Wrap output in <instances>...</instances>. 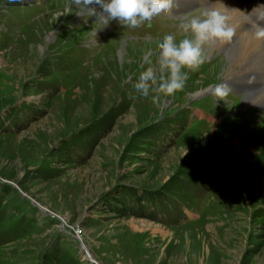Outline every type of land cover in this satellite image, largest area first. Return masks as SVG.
Returning <instances> with one entry per match:
<instances>
[{
	"label": "rangeland",
	"instance_id": "rangeland-1",
	"mask_svg": "<svg viewBox=\"0 0 264 264\" xmlns=\"http://www.w3.org/2000/svg\"><path fill=\"white\" fill-rule=\"evenodd\" d=\"M88 7L0 0V264H264V109L238 106L264 57L230 77L214 50L133 104L181 19L132 30Z\"/></svg>",
	"mask_w": 264,
	"mask_h": 264
},
{
	"label": "clouds",
	"instance_id": "clouds-1",
	"mask_svg": "<svg viewBox=\"0 0 264 264\" xmlns=\"http://www.w3.org/2000/svg\"><path fill=\"white\" fill-rule=\"evenodd\" d=\"M85 2L87 5H98L102 10V17L118 21L132 30L150 26L156 19L171 14L178 6V0ZM225 7L229 8L227 5ZM252 26L255 28V38L264 42V18L257 19ZM179 27L187 35L178 41L173 33L163 37L158 45V70L149 67L135 82L131 89L134 98H130L133 104L146 103L150 99L155 102L159 99V94L171 97L183 90L189 70L194 71L204 64L209 58V50L217 44L232 42L237 31L226 11L211 6L199 15H183ZM226 89L227 85L222 84L216 88V92L224 94Z\"/></svg>",
	"mask_w": 264,
	"mask_h": 264
},
{
	"label": "bare ground",
	"instance_id": "bare-ground-1",
	"mask_svg": "<svg viewBox=\"0 0 264 264\" xmlns=\"http://www.w3.org/2000/svg\"><path fill=\"white\" fill-rule=\"evenodd\" d=\"M239 1V0H238ZM238 1L236 0V3H238ZM243 2V3H242ZM224 3L228 5V15L231 17V23L233 24V26L237 29L236 31V36L234 38V40L230 43H225V44H217L216 46H214L212 49L209 50V54L211 52H214V50L216 52H220V55L218 58L212 59V66L215 69H220L222 67L223 69V64L225 63L226 68L225 69L227 72H229L230 77H232V75H236L235 73H238L239 70L237 69V65H234V63L237 62V64H244V63H255V60H261L264 57V42L258 41L255 38V28H253L252 22L247 18V16L245 15L244 11L246 8H251L253 7V5L257 2L254 3V0H243V1H239V6L237 4H235L233 1L231 0H224ZM254 3V4H253ZM264 1H260L254 8L255 10L259 13L261 11V13L264 15V9L260 8L263 6ZM91 6H93L92 4H90V8ZM243 6L244 9H242L241 7ZM259 8V9H258ZM199 12V11H198ZM201 12V11H200ZM197 13V12H195ZM173 14V13H172ZM161 19V18H160ZM166 21V20H165ZM173 22V21H172ZM161 23V22H160ZM144 49V46L141 45H137L133 48V50L135 51H139L141 49ZM111 52V51H110ZM109 53V52H108ZM211 55V54H210ZM211 61V60H209ZM253 61V62H252ZM259 62V61H257ZM260 64V63H259ZM257 66V78L258 80H262L264 81V64H260ZM210 65V66H211ZM253 65V64H252ZM244 67V66H243ZM251 67V65H250ZM204 69H206V71L208 72V70L210 69V67H208L206 65V67H203ZM158 70V66L156 68ZM250 72V71H249ZM212 73V72H211ZM189 75V74H188ZM244 75V74H243ZM250 76V75H249ZM189 78V77H188ZM196 78V77H195ZM239 78V76L237 77ZM241 79V78H240ZM253 79V78H250ZM227 80V83H232L231 82V78H229L227 75L226 77L222 78V81ZM248 80V79H247ZM243 81V80H242ZM198 82V79H197ZM263 83V82H262ZM195 84V83H194ZM210 84V83H209ZM208 84V85H209ZM246 85V84H245ZM243 86V85H242ZM199 88V87H198ZM202 88V87H201ZM206 88V87H205ZM240 88V87H239ZM244 88V87H243ZM246 88V87H245ZM257 88V87H256ZM204 90V89H203ZM252 91V90H251ZM235 93V92H234ZM190 94V93H189ZM192 94V93H191ZM241 95V94H240ZM238 96V95H237ZM245 96V94L243 95ZM217 97V96H216ZM227 97V96H226ZM236 97V96H235ZM234 97V98H235ZM237 99V98H235ZM239 100V99H237ZM239 103V102H238ZM245 103L247 106L251 105V104H256L257 107L260 105L262 106L264 109V87H258L256 89V92L254 93H250L248 96H245V98H243L241 100V102L238 104L241 105L240 107L242 109H244L245 107ZM246 106V107H247ZM245 107V113L246 111L248 112L247 114L251 113L250 111H253L256 113L257 108H251L250 110H246ZM194 108V107H193ZM260 108V107H259ZM196 109V108H195ZM256 109V111H255ZM223 110V108H222ZM252 112V113H254ZM260 112V111H259ZM258 113V112H257ZM256 115V114H255ZM255 117V116H254ZM247 119H250L247 115L246 117ZM252 118V117H251ZM264 118V117H263ZM254 119V118H253ZM190 120V119H189ZM250 121H253L250 119ZM220 122V121H219ZM251 123V122H250ZM220 124V123H218ZM252 128V127H251ZM250 128V129H251ZM236 143V141H235ZM234 143V145H235ZM233 145V144H232ZM233 145V147H234ZM232 147V146H231ZM231 149V148H230ZM229 149V151H230ZM151 226V225H149Z\"/></svg>",
	"mask_w": 264,
	"mask_h": 264
},
{
	"label": "trees",
	"instance_id": "trees-1",
	"mask_svg": "<svg viewBox=\"0 0 264 264\" xmlns=\"http://www.w3.org/2000/svg\"><path fill=\"white\" fill-rule=\"evenodd\" d=\"M9 238H11V237H10V236H7V237H6V239H9ZM50 264H53V263H50Z\"/></svg>",
	"mask_w": 264,
	"mask_h": 264
},
{
	"label": "water",
	"instance_id": "water-1",
	"mask_svg": "<svg viewBox=\"0 0 264 264\" xmlns=\"http://www.w3.org/2000/svg\"><path fill=\"white\" fill-rule=\"evenodd\" d=\"M258 107H260V108H263V107H262V106H260V105H259Z\"/></svg>",
	"mask_w": 264,
	"mask_h": 264
},
{
	"label": "crops",
	"instance_id": "crops-1",
	"mask_svg": "<svg viewBox=\"0 0 264 264\" xmlns=\"http://www.w3.org/2000/svg\"><path fill=\"white\" fill-rule=\"evenodd\" d=\"M168 228V227H167Z\"/></svg>",
	"mask_w": 264,
	"mask_h": 264
}]
</instances>
